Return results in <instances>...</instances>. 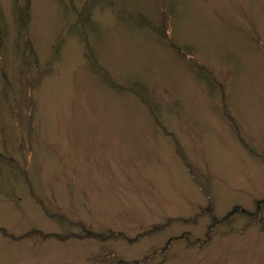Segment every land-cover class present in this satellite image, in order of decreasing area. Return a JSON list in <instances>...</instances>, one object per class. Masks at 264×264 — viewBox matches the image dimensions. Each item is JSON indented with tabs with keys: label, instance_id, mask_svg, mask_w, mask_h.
<instances>
[{
	"label": "rangeland",
	"instance_id": "374dc122",
	"mask_svg": "<svg viewBox=\"0 0 264 264\" xmlns=\"http://www.w3.org/2000/svg\"><path fill=\"white\" fill-rule=\"evenodd\" d=\"M0 7V264H264V0Z\"/></svg>",
	"mask_w": 264,
	"mask_h": 264
},
{
	"label": "trees",
	"instance_id": "16d2710c",
	"mask_svg": "<svg viewBox=\"0 0 264 264\" xmlns=\"http://www.w3.org/2000/svg\"><path fill=\"white\" fill-rule=\"evenodd\" d=\"M0 14L2 15L1 7H0ZM178 152L180 154V148L179 147H178ZM190 171H192L191 168H190ZM193 175H194V177L196 176L194 173H193ZM261 202L264 204V200L261 201ZM259 207H261V206H259ZM236 209H237V207L235 206L230 212H228V214L225 217H223L221 219L217 218L216 216H214V217L212 216L214 219L212 220V222H211V224L209 226V229H208L204 239H197L195 241H192L190 239L189 233H183L181 236L175 237V238H172L171 240H169L167 242V244L163 248H161L160 250L154 251L153 253H151L149 256H146L142 260L134 261L133 264H148L149 261H152V260L156 259L160 255H165V254L167 255V252H168V250L170 248V245L175 240L184 239V240H186L188 242V244L190 246L197 245V244H200V245L206 244L211 239L210 237H211L212 232L214 230V226H216L218 223L219 224L220 223L222 224L223 222L229 223L231 221V218H232L233 214L236 212ZM248 214H249V216H251L253 218H259V219H261L263 221V218L259 217L260 216V211L259 210H256V212H254V213L249 212ZM156 229H158V228H155L154 230H156ZM150 233H152V232H150ZM121 264H127V262L121 261Z\"/></svg>",
	"mask_w": 264,
	"mask_h": 264
}]
</instances>
